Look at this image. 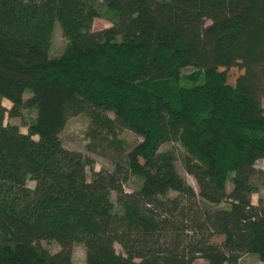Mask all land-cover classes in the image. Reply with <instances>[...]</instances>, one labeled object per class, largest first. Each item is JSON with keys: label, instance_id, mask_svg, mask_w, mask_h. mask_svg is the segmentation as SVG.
I'll return each instance as SVG.
<instances>
[{"label": "trees", "instance_id": "obj_1", "mask_svg": "<svg viewBox=\"0 0 264 264\" xmlns=\"http://www.w3.org/2000/svg\"><path fill=\"white\" fill-rule=\"evenodd\" d=\"M100 8L114 20L93 31ZM55 22L68 45L51 59ZM263 98L264 0H0V264H74L75 243L83 264H264V207L251 203ZM81 114L88 150L116 152L111 172L63 147ZM123 131L140 138L125 152Z\"/></svg>", "mask_w": 264, "mask_h": 264}, {"label": "rangeland", "instance_id": "obj_2", "mask_svg": "<svg viewBox=\"0 0 264 264\" xmlns=\"http://www.w3.org/2000/svg\"><path fill=\"white\" fill-rule=\"evenodd\" d=\"M101 2V0H98ZM114 20L113 14L107 11L104 8H100V16L93 20L92 23V30L99 31L111 26L112 21ZM67 41L62 37L60 27L57 22L54 23L52 32H51V39L49 44V57L51 59H58L61 58L64 53L66 52L67 48ZM191 69H186L183 71V74L191 73ZM238 71L236 69H231L227 71L228 81L232 83L236 78ZM29 95L28 93L24 94V98H27ZM1 105L8 109L10 107V103L6 100H2ZM261 107L264 112V98L261 100ZM35 111L29 110L25 111L23 114V121L24 123H31L34 120ZM92 115L89 114H81L76 117L70 118L63 127V130L60 133V140L63 147L70 151L79 152L83 155L88 156L94 162L93 171H108L111 172L113 170L112 161L117 157L116 152L107 149L103 146L96 145V150H88V146L91 145L92 140L87 135L88 127H89V120L91 119ZM4 124L15 125L19 128L22 133L26 132V128L23 127L22 121L19 119H4ZM119 141L123 142L124 150L123 152L129 150L133 145L140 141V138L136 135L128 132L123 131L118 136ZM161 152H169L172 153L174 156H177L178 153H182L183 150L178 144H168L163 145L160 148ZM176 168L179 175L184 178L187 185H189L194 191H196V184L191 176L187 175L179 160L176 162ZM255 168L264 170V160L257 161L255 163ZM91 175V170L88 168L86 169V179L89 180ZM231 176H229L230 179ZM229 179L226 184L227 191L230 190V182ZM141 180L138 178H131L130 181L125 185L124 191L131 192L140 187ZM27 187L30 189L34 188V183L31 181H27ZM174 194H170L173 196ZM110 200L114 206L116 212H119V208L115 203V195H110ZM251 203L253 205H262L264 207V185L258 184L256 191L251 196ZM220 209H228L227 204H220L217 206ZM219 238H216L215 241H218ZM42 247L47 249L50 253H55L59 250V247L54 243H41ZM115 251L120 253L121 250L118 245L114 246ZM85 260V252L84 248L81 244L75 243L72 248V261L74 264H83ZM197 264H203L202 261H197ZM239 264H260L258 261L257 256L255 255H245L243 256Z\"/></svg>", "mask_w": 264, "mask_h": 264}]
</instances>
